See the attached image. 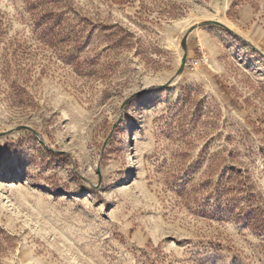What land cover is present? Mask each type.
I'll return each instance as SVG.
<instances>
[{
	"label": "rangeland",
	"instance_id": "374dc122",
	"mask_svg": "<svg viewBox=\"0 0 264 264\" xmlns=\"http://www.w3.org/2000/svg\"><path fill=\"white\" fill-rule=\"evenodd\" d=\"M0 264H264V0H0Z\"/></svg>",
	"mask_w": 264,
	"mask_h": 264
}]
</instances>
